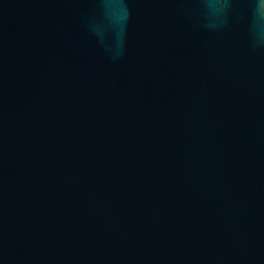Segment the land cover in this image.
Wrapping results in <instances>:
<instances>
[{"label": "water", "instance_id": "1", "mask_svg": "<svg viewBox=\"0 0 264 264\" xmlns=\"http://www.w3.org/2000/svg\"><path fill=\"white\" fill-rule=\"evenodd\" d=\"M0 264H264V0H0Z\"/></svg>", "mask_w": 264, "mask_h": 264}]
</instances>
